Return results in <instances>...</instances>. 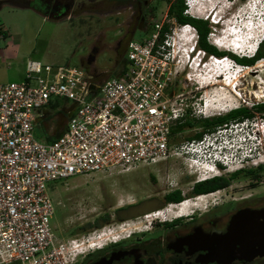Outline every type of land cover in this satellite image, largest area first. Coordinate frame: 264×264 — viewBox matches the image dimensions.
<instances>
[{
	"label": "built area",
	"instance_id": "1",
	"mask_svg": "<svg viewBox=\"0 0 264 264\" xmlns=\"http://www.w3.org/2000/svg\"><path fill=\"white\" fill-rule=\"evenodd\" d=\"M196 1L184 0V12ZM165 21L171 25L170 32L162 36ZM188 31L190 40L185 38ZM197 39L192 25L166 19L155 22L145 39L128 42L125 69L119 76L97 83L84 69L28 60L21 81L0 83V264H74L78 255L102 244L90 245L114 231L107 228L66 240L56 237L50 225L54 205L47 187L53 181L97 171L122 173L174 155L197 172L193 186L220 176L222 170L233 173L264 163L261 138L239 136L227 128L228 123L199 139L174 148L170 144L174 125L191 116H209L195 94L185 93L186 80L180 79L183 60L191 69L200 63L192 54ZM221 61L209 55L203 69L193 71L195 77L208 75ZM186 79L193 78L187 74ZM54 98L73 105L74 114L53 141L42 142L35 137L36 122ZM248 141L257 145L248 148ZM170 205L144 218L166 221L173 213L168 211Z\"/></svg>",
	"mask_w": 264,
	"mask_h": 264
},
{
	"label": "rangeland",
	"instance_id": "2",
	"mask_svg": "<svg viewBox=\"0 0 264 264\" xmlns=\"http://www.w3.org/2000/svg\"><path fill=\"white\" fill-rule=\"evenodd\" d=\"M209 1L200 0L198 2L201 12L199 8H194V14L192 8L186 12L193 17L205 19V12L211 11L215 7L208 4ZM221 1L213 12H216L217 17H221L226 27L224 28L222 23L212 24L208 20L211 25L208 39L211 44L216 46L214 41L222 42L220 36L224 35L222 34L224 31L230 34V41L224 44L225 46L216 47L236 56H244L246 48H249L255 37L264 31V21L260 20V16L253 14L251 9L247 10L246 7L251 4V1L248 5L245 0ZM254 1L256 2V0ZM147 6L155 8L149 15L145 11ZM139 9L142 11L139 12ZM167 9V0H75L71 13L61 19H50L32 8L18 4L17 1L5 0L0 5V30L7 33L6 36L0 37V83L21 81L28 60L40 61L42 64L81 68L89 76H92L95 82H103L119 73L125 65L123 63L128 42L148 37L155 22L168 19ZM260 9L257 11L258 13ZM144 16L142 21L141 18ZM137 18L139 19L137 20ZM229 23L232 29H229ZM228 29L229 31H225ZM190 45L188 43L186 46ZM252 45L255 46V44ZM240 50L242 51L240 52ZM208 55L203 58V61L207 60ZM91 57L92 60H90ZM223 57L227 58V62H224L227 66L228 61L235 65L232 68L228 66L230 72L228 70L227 75H223V77L229 76V79H234L237 75L238 80L232 82V89L230 86L222 84L224 78H215L219 74V70L215 71L216 73L214 71L208 73L207 76L211 75L210 77L213 79L206 76L208 83L212 82L206 84V79L203 80L205 75L195 77L193 69L186 61H182L184 70L180 79L186 80L185 93L195 94L200 103L205 104L204 112H206L205 115H209L208 117L225 114L242 105L250 107L254 103L264 101V58L257 60L254 65L245 66L229 56H217L220 59ZM259 63L262 65L257 66ZM202 69L201 65L195 66L194 71ZM187 74L192 76L191 82L187 81ZM215 80L219 82L213 84ZM52 100H57L58 105L55 108L44 107L47 114L45 113V117L36 122V126L38 123L40 126L35 132V137L42 142H45L43 128L50 134L58 132L60 134L67 123L66 115L60 110L64 100L55 98ZM69 105L70 103L67 102L66 106L64 105L65 109ZM203 118L200 115V117L191 116L188 119ZM227 128L233 130L235 134L237 132L239 136L257 134L261 138L259 139L261 141L259 145L261 146L260 158L264 157V125H262L261 119H254V121L242 124H229ZM199 130L200 127L194 125L193 128L178 133L176 138L172 139L173 142L170 141V144L174 148L182 142L192 140L186 137ZM247 143L248 148L257 145L252 141ZM172 158L178 159V156L173 155ZM247 164L250 163L247 162ZM163 166L164 161L150 165L139 164L122 173L97 171L89 174H76L48 183V192L54 205L53 215L50 219L53 233L56 237L66 240L83 238L102 229L107 231V228H115L112 233L98 239V243L93 245V247H97V245L110 241L111 238H115L111 240L113 241L128 235L131 231H137L138 227L145 228V225L149 224L145 221L144 214L155 209L137 214L135 209L122 211L118 207L152 193L154 188L149 177L153 174L159 176ZM182 178L180 173H177L175 177L170 176L168 181L167 177H160L158 186H166L167 182L175 184L182 181ZM260 181L255 184L246 178H239L232 182L230 189L237 192V195L249 194L254 191L261 192L264 191V178ZM253 184H255V188L250 189ZM130 185H133V188L129 187ZM181 187L183 190H187L189 185L181 184ZM223 192L224 190H220L213 198L218 201V196ZM189 198L192 197H185L188 200ZM206 199L205 207L209 205V200L212 198L206 197ZM107 214L110 216L108 223L96 228L95 220ZM121 216L122 218L117 220ZM121 224H123L121 228L117 227Z\"/></svg>",
	"mask_w": 264,
	"mask_h": 264
},
{
	"label": "flooded vegetation",
	"instance_id": "3",
	"mask_svg": "<svg viewBox=\"0 0 264 264\" xmlns=\"http://www.w3.org/2000/svg\"><path fill=\"white\" fill-rule=\"evenodd\" d=\"M0 1L4 2L5 0ZM22 1L25 3V7L32 8L50 19L67 16L75 5V0ZM147 7L145 11L149 15L153 11V7ZM141 11L142 9H139V12ZM144 18L145 16L141 20L143 21ZM90 60H92V57ZM259 166L263 168L260 177L256 178L254 173H251L245 177L249 182L260 183V180L264 178V163ZM257 167H248L242 170H250ZM177 173L182 175V181L175 184L167 182L166 186H158L160 177H167L168 181L170 176L175 177ZM196 178L197 172L191 171L183 159L169 157L164 161L160 175L153 174L149 177L150 183L154 188L152 193L141 196L128 204H122L118 209L122 211H133L135 209L136 213L139 214L146 210L163 209L168 204L178 205L180 202H168V200H172L179 195L195 197L191 195L196 183L193 186L191 184ZM234 180L232 173L222 170L220 176L204 180L205 183L202 186L211 188L219 183L229 181L225 187L205 193H215L214 195H216L220 190H224L218 196V201L213 198L214 195H210L213 199L209 200V205L206 207L205 204L203 208H194L192 213L187 216L177 217L172 213L166 221H149V219L144 218L149 224L145 225V228L138 227L137 231H131L126 236L100 244V248L78 256L74 264H264V254L257 255L251 259L235 257L230 260L221 256L214 257L202 239V235L209 234L212 231H224L229 224L230 218L238 210L247 207H258L264 204V191L237 195V192L230 189ZM181 184L189 185V188L183 190ZM255 184L250 189H254ZM129 187L133 188V185ZM100 245H97V247Z\"/></svg>",
	"mask_w": 264,
	"mask_h": 264
},
{
	"label": "trees",
	"instance_id": "4",
	"mask_svg": "<svg viewBox=\"0 0 264 264\" xmlns=\"http://www.w3.org/2000/svg\"><path fill=\"white\" fill-rule=\"evenodd\" d=\"M4 1V0H3ZM12 1H17L18 4L23 5L25 7V3L22 0H12ZM168 1V9H167V18L169 20L174 19L176 23L178 24H190L192 25L197 32L198 39H197V47L204 52H206L209 55H214V56H229L233 58L237 63L243 64L245 66H251L254 65V63L261 59L264 58V42L260 45V48L258 49L256 55L254 57H246V56H236L234 54H231L230 52L223 51L218 49L215 45L211 44L208 36L210 34V27L211 25L209 24L207 19H202V18H197L193 17L187 13H185V8L186 5L184 4V0H167ZM3 2L0 1V5ZM152 9H155L154 7ZM56 19H61V17L56 18ZM170 23L164 22L162 26V32L161 35L163 36L164 33L170 32ZM7 33L3 30H0V37L6 36ZM126 64V60H124V63ZM125 65L121 68L120 72L117 73L115 76H119L124 72ZM60 100V99H58ZM67 104V101L64 100V103L62 104V108L60 109L61 112H63L66 115L67 121L69 118L74 114V107L73 105H69L67 109H65V106ZM57 100L53 101L51 100L49 102L50 107H56ZM65 105V106H64ZM228 111V110H227ZM47 114L46 111H44V114ZM60 113V112H59ZM44 116L38 118H44ZM47 117V116H46ZM261 119V121H264V101L263 102H257L254 103L252 106H239L237 108L231 109L225 114L218 115V116H212V117H207L203 119H187L183 123H177L174 125L171 129L170 133V140L171 142L173 138H176L178 133L183 132L184 130L193 128L194 125H197L200 127V130L196 133H194L191 136H187V139H199L202 137L204 132L212 131L214 128H216L218 125H221L222 123H228V124H237V123H244V122H250L254 121V119ZM39 123L35 127V132L37 128H39ZM65 129V128H64ZM41 130V128H40ZM62 131H60L61 133ZM45 133L44 128H43V134ZM53 141H47L51 142ZM262 166H258L255 169H250V170H239L236 172L232 173V178L237 180L239 178H245L246 176L250 175L251 173H254V177L258 178L260 177V173L262 172ZM205 181L203 182H198L194 185V190L193 194L191 196H197L201 194H205L209 191H216L222 187H225L228 185L229 181H226L224 183H219L216 186H213L211 188H204L202 187L204 185ZM201 187V188H200ZM169 197V196H168ZM185 199L184 196H178L172 200H168L171 202L179 203L182 202ZM110 219L109 214L101 216L94 222V226L96 228H99L105 224L108 223ZM121 218H117V220H120Z\"/></svg>",
	"mask_w": 264,
	"mask_h": 264
},
{
	"label": "water",
	"instance_id": "5",
	"mask_svg": "<svg viewBox=\"0 0 264 264\" xmlns=\"http://www.w3.org/2000/svg\"><path fill=\"white\" fill-rule=\"evenodd\" d=\"M214 257L251 259L264 254V204L232 215L224 231L202 235Z\"/></svg>",
	"mask_w": 264,
	"mask_h": 264
},
{
	"label": "bare ground",
	"instance_id": "6",
	"mask_svg": "<svg viewBox=\"0 0 264 264\" xmlns=\"http://www.w3.org/2000/svg\"><path fill=\"white\" fill-rule=\"evenodd\" d=\"M206 2H207V0H206ZM210 2V3H209ZM208 2V4H212V5H214L215 7H214V10L215 9H217V6H219V4L222 2L221 0H210ZM254 3H255V1H254ZM252 4L253 3H251L250 5H248L246 8H247V10H249V9H251L252 10V13L253 14H255V15H258V14H260V16L261 15H263L264 14V4L263 5H261L259 8H258V10L260 9V12L258 13L254 8H252L251 6H252ZM198 5V4H197ZM202 5V4H201ZM212 5H210L211 7H212ZM191 6H193V4L191 3ZM198 6H200V4L198 5ZM225 6V5H224ZM192 13L194 14L195 12H194V7H192ZM218 13V12H217ZM213 14V13H212ZM211 14V15H212ZM216 15V14H215ZM218 15H219V13H218ZM218 18H220L221 19V17L219 16V17H217V15H216V19H218ZM245 27V26H244ZM229 29H232V26L230 25V23H229ZM229 29L228 30H225V31H229ZM248 31H249V29H248ZM190 31H188L187 32V34L185 35V38L187 39V40H190L191 38H192V36L190 35ZM222 34H224V35H222V36H220V39H222V42H220V41H214V43L216 44V45H218V47H221V46H223L224 44H226L228 41H230L229 40V35L230 34H227V33H225L224 31L222 32ZM219 39V40H220ZM257 43V42H256ZM256 43H255V46H256ZM231 44V43H230ZM225 46V45H224ZM243 48V47H242ZM227 62V60L226 59H222V61H221V65H217L216 67H215V69L213 68V66H212V68H210V70H209V72H212V71H217L218 72V70H219V74L218 75H216V77L215 78H224V80L222 81V84L224 85V86H230V89H232L231 88V84H232V82L234 83L236 80H238V77H237V75L235 76V78L233 79H229V76H226V77H223V75L225 76V75H227V71L229 70V72H230V68L227 66V64H225V63ZM262 64H257V66H261ZM223 69V70H222ZM220 70H222V71H220ZM207 75H205V77L203 78V79H206L207 77L208 78H212L213 79V77H210V76H207ZM231 77V76H230ZM233 77V76H232ZM202 79V78H201ZM229 80V81H228ZM206 84L208 83V80L206 79ZM215 82H219V81H214L213 82V84H215ZM212 82H209L208 84H211ZM221 84V83H220ZM233 91V90H232ZM234 92V91H233ZM206 197H210V195H208V196H205V197H203V198H199V199H197L195 202H193V200H188V199H185V200H183L181 203H179L178 205H173V206H169V208H168V211L169 212H173V211H175V212H173L174 213V216H180V215H184V214H186V212L189 210V209H191V208H203V206L206 204H204V202L205 201H207V199H206ZM174 208V209H172V208ZM170 214H172V213H170ZM126 236V235H125ZM112 239H115V238H111V240ZM94 245V244H93ZM93 245H90L91 247H93ZM96 245V244H95Z\"/></svg>",
	"mask_w": 264,
	"mask_h": 264
},
{
	"label": "clouds",
	"instance_id": "7",
	"mask_svg": "<svg viewBox=\"0 0 264 264\" xmlns=\"http://www.w3.org/2000/svg\"><path fill=\"white\" fill-rule=\"evenodd\" d=\"M200 0H197L196 2H195V4H194V8H199V10H200V12H201V8L198 6V5H196V3L198 4V2H199ZM231 1H234V0H231ZM253 2L252 0H245V3H246V5H248L249 4V2ZM250 2V3H251ZM209 18V19H208ZM205 19H207V20H210V23H212V24H215L214 22H212V20H211V16L209 15V11H207V12H205ZM215 20V19H214ZM219 25V24H218ZM258 36H260V39L259 40H257L256 42V46H254L255 47V49H256V51L254 52V54H243L244 56H246V57H254L255 55H256V53H257V51H258V49L260 48V45L264 42V32H261ZM257 36V37H258ZM255 44V43H254ZM217 47H218V45H216ZM195 52V54H196V58L197 59H199L200 60V63H198L197 64V66H202V64L204 63V61H203V58L207 55V53L206 52H204L203 50H201V49H199L198 47H197V44H196V48H195V50H193L192 51V54ZM209 56V55H208ZM217 57V56H216ZM261 59H263V58H261ZM261 59H259V60H261ZM188 63V62H187ZM195 68V67H194ZM194 68H192L193 69V71H194ZM213 68H214V66H213ZM241 68H243V67H241ZM196 72V71H195ZM203 78H204V76H203ZM204 80V79H203Z\"/></svg>",
	"mask_w": 264,
	"mask_h": 264
},
{
	"label": "crops",
	"instance_id": "8",
	"mask_svg": "<svg viewBox=\"0 0 264 264\" xmlns=\"http://www.w3.org/2000/svg\"><path fill=\"white\" fill-rule=\"evenodd\" d=\"M46 132V131H45ZM59 133V132H58ZM58 133L50 134V132H46L43 134V139L45 142L50 141L57 137Z\"/></svg>",
	"mask_w": 264,
	"mask_h": 264
}]
</instances>
